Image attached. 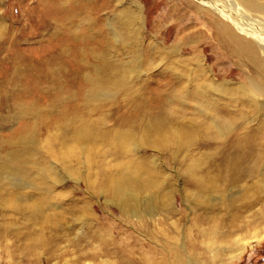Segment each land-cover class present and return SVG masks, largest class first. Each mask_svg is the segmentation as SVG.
<instances>
[{
    "label": "rangeland",
    "instance_id": "rangeland-1",
    "mask_svg": "<svg viewBox=\"0 0 264 264\" xmlns=\"http://www.w3.org/2000/svg\"><path fill=\"white\" fill-rule=\"evenodd\" d=\"M130 1L132 0H127L126 4L130 3ZM139 1L142 2L144 7L143 13L146 26L144 27L143 34H141L142 36L140 35L144 43L141 48L138 47L139 50L137 51L134 45L131 46L127 42L122 43L123 41L121 40L119 42L112 40V45L107 47L106 39L110 36L107 27V21H109L110 18L107 16L110 14L106 10L101 11L100 14H95L91 11L95 23L93 19L90 21L93 22L94 27H98L97 31L94 32V37H97L100 32H103V38L100 39L95 47H101L103 45L101 41L105 40L109 57V59L108 57L107 59L110 62L115 60L125 63L120 64V66H118L120 68L132 69L124 74L127 87H122L123 89L121 88L114 91L112 96L109 95L106 97L104 95L87 98L86 93L74 94V96L71 95L69 98L64 97V100H60V102L65 103V105L60 107L55 106L56 108L51 106L50 100L53 98L51 96L52 91L47 92V94H43L42 97L39 96L34 98L39 101L40 104H37V106L39 110H41L40 122L37 124V129L34 128L33 117H30L28 114L24 115L18 113L20 112L19 110L14 111L18 114H15L12 120L0 124V153H4L9 149L7 147L8 141H14L13 144L14 147H16L21 137L25 138L26 135L27 137L32 135L38 140L39 144L37 147L42 148L44 151L42 158L44 159V157H47V160H49L46 161L47 163L57 161L56 173L60 180L57 182L58 184H52L55 177L54 175H50L48 170L45 175L47 184L52 187L51 192H43L30 188L21 189L10 187L12 194L14 193L16 196H25V203L23 202V205H40L42 203H47L49 207L45 211L46 217L44 219L46 225L50 226L56 222L60 225V250H56L53 255L54 257H52L49 262L45 261L47 257V255H45L44 261L39 259L37 263L31 264H88L89 262L92 264H118L120 261H124L126 264H144V260L147 262L149 261L150 264H155L163 260L161 254H164L170 261L167 264H171V262L172 264H179V261L195 264V262L189 261V256H192L191 253L193 251L196 252L194 261L199 264H264V236L261 237L260 235L264 233V218L262 219L260 217V209L262 207L254 202V192L252 190L247 193V197L250 196L249 200H246L247 197L244 198L241 197L240 194H236L235 206L239 207L238 212L226 214L224 208L219 210L221 214H224H220V217H222L223 230H226L224 229L226 224L225 221H229L228 219L232 217L237 218L238 215L241 216L239 218L240 221L245 224V228L233 233L232 239H235L237 242L232 246H242V252L236 253L235 256H233L234 251L231 252L229 250L221 253V258L214 257L215 253L208 252V250L204 251L196 239L197 234L193 229L192 222L195 219V215L193 211L189 209L185 199L187 191L194 188L192 179L187 173V164L188 161L190 162L188 153L191 151L192 155L196 158H201L203 156L204 163L208 162L205 167L209 165L211 166L210 169L214 170L212 165H216L218 160L216 157L219 153L218 148H220V146L216 142L210 144L209 142H205L206 145L202 147H200L199 144L202 142L200 140H203L202 138L205 136L202 131L204 130V124L208 122L206 116H210V112L213 114L215 110L212 108L209 110L207 108L203 111L204 113L198 112L193 104L195 102H191L192 99L189 98L191 95L190 93V95L186 96L187 100L190 102L188 106H184L185 104L176 101L173 102L174 100L171 102L168 100L167 102L166 99L170 97L173 99V97L167 90L165 91L164 85L172 81V77L163 79L161 76L153 77L150 75L153 71L161 70L165 62H168V59L165 61L161 60L160 58H162L163 54L159 57L158 54L152 53L153 51L150 52L149 49L153 47V43L149 41L159 42L161 44L163 42L165 46L173 47L182 36L189 35V31L184 32L186 35L184 33L179 34L178 31H176L177 21L179 20L178 10L180 9L178 5L184 0ZM102 3L103 2L100 1V4ZM122 3L123 5L125 4L124 1H122ZM47 10H49V6H47L46 0H0V90L2 88V83L8 80L11 70L17 66L21 69V72L19 74L20 79L17 81V84L18 82L19 84L16 87V93H21L23 88L26 87L31 91L35 90L37 86H40L37 83L38 79H41L44 74L42 64L41 67H39V61L43 60L42 57L51 54V49L55 45L70 47V45H65L62 38V35H64L68 39L65 35L67 31L62 30L66 33L58 36L52 33L54 25H52L51 20L54 21L58 19L57 23H59L63 21V16L61 17L59 15L56 17L49 12L51 9L49 11ZM191 10L194 11L193 9L189 11ZM52 16L55 17L52 19ZM59 24H61V26H59L60 28H62V26L65 27L64 22ZM79 24L80 26L73 30L81 36L86 26L82 23ZM101 24L105 26L101 27ZM172 25L173 28L170 29ZM86 36L87 34L85 33L84 37ZM212 36L213 35H209V40L205 38L183 46L184 49H182L181 53L184 58L185 56L187 58L192 56L190 59L191 61L184 60V64L188 66L189 63L190 69L195 67L192 62L195 63L197 59L194 57L195 53H199L203 60V64L211 70L213 77L216 79H227L234 83L246 82L248 75L252 74L250 71L252 67L250 68V66L239 63L237 59H235V61L232 58L222 56L220 52L216 50V45L212 46L210 42H208L213 40ZM93 43H95V41ZM148 44L152 47H148ZM189 47L192 48L190 49ZM138 52L140 58L138 57ZM68 54L69 53L61 55V59H59V63L63 66L62 68L65 67L64 70L67 68V70L70 71L80 68L79 66H82V63L70 62L73 55L68 56ZM156 57L159 58V60ZM88 60L89 58H86L85 61L88 63ZM97 62V60H94L93 65H96ZM148 65H152L150 66L151 68L147 67ZM73 66L74 68H72ZM136 66L139 69L136 68ZM62 75L63 79L58 83V88L72 86L74 81L79 83V79L76 77L71 75L68 77L65 72ZM184 76V80L182 79L180 81V83L183 81L180 85V89H182V91L184 90L185 94L187 90L192 93L193 89H191V86H187L190 72H188V78L187 74ZM43 86H46V82H43V85L40 87L43 88ZM77 87L78 85L76 83L74 88ZM129 92L130 95H128ZM135 94L137 95L135 96ZM12 101L13 98L10 99V103ZM81 101L82 103H80ZM66 102L68 103L66 104ZM95 102L98 103L96 104ZM66 106L68 109H65ZM85 106H87L86 109ZM9 112V107H3L0 99V115H6ZM16 115H18V117ZM146 115L147 117H145ZM156 115H159V119L167 118L164 120H169L174 128L181 130L184 128L186 129L187 126H199L202 128V131L199 132V136H197L195 140L197 145L195 143L191 148H186L184 145H180V147L177 144H170L171 147L164 151L157 150L152 144L148 143L140 148L138 144V137H140L141 134L140 128L142 129L143 127H148L151 123H155L154 120L157 118ZM80 117L81 119H79ZM151 120L152 122H150ZM56 123H58L59 126H56ZM70 123L72 124L71 127L74 125V127H86L91 130L90 141H92L93 145L92 151H90L91 163H86L84 158H81L79 161L75 160L76 156L73 154L68 158L69 167H67L63 160L61 161L60 156L61 152L65 150V143L73 145V149L76 148L75 155L78 154V157H80V145L78 144V148L77 144L69 140L72 138L71 133H73L71 128L68 129L67 135H65L66 138H64L63 127H69ZM199 127L198 130H201ZM121 128H125V130ZM129 130H132L131 133L134 138L130 134L132 138L131 142L125 145L128 148L125 146L120 148L121 145L118 146V143H116L115 135L116 133L119 134L120 132L123 133ZM108 135L110 138H107ZM14 137L18 138L15 139ZM199 138L200 140H198ZM46 146H49L47 150L51 147L55 148L59 157L56 158L54 155L49 156L48 152H46ZM12 148L13 147L10 149ZM126 148L128 150H126ZM208 152L209 154H204ZM126 167L133 168L134 170L136 169L134 179L151 183V187L145 188L143 192L139 193V204L141 206L140 217L131 213L132 211H136L135 207L138 202L134 201L132 208L123 212L110 193L109 186L113 185L109 182L110 178H119L122 175L121 172H123ZM50 171L53 170L51 169ZM138 172L140 174H138ZM198 172H200L198 174H206L203 169H198ZM102 189H104V191ZM168 194L171 196L174 195L172 196L174 200V204L172 205L175 209L174 214H171L163 208V205L168 202L169 198L171 200ZM155 196H159V199L153 213H150L147 199H155ZM43 198L46 200L42 201ZM128 204H131V202L128 201ZM10 217L12 221H18V214L15 215L11 213ZM32 226L38 229L35 224ZM71 231L73 233L70 234ZM255 233H260L258 235L259 238L252 239ZM69 235L74 240L73 245L69 244L66 240ZM44 236L48 238L47 234H44ZM156 237H169L170 241L174 239L172 241L176 244V248L172 253L167 252V247H163L162 241L157 240ZM14 239L13 237H8L7 240L12 251H16V249H19L22 245V241ZM194 239H196V242ZM247 239L250 240L247 241ZM182 242L185 244V247ZM218 242L223 243L222 245H227V243H229L228 240L225 241L223 239H220ZM104 243H107V252L102 249ZM16 246L18 247L16 248ZM155 249L159 250V254L154 252ZM48 251L49 250H47V253ZM220 260L225 262L223 263ZM2 261H8V258L2 257L0 254V264H2ZM20 263L25 264L22 257H20Z\"/></svg>",
    "mask_w": 264,
    "mask_h": 264
},
{
    "label": "bare ground",
    "instance_id": "bare-ground-1",
    "mask_svg": "<svg viewBox=\"0 0 264 264\" xmlns=\"http://www.w3.org/2000/svg\"><path fill=\"white\" fill-rule=\"evenodd\" d=\"M100 1L103 3L100 4ZM122 1L125 2L124 5ZM126 1L127 0H46L49 10L51 9V11H47L56 17L59 15L61 17L63 16V21L61 22H64L65 25V27L62 26V28H60L59 26H61V24L59 23L61 22L57 23L58 19H55L54 21L51 20L52 25H54L52 28L53 35H62L67 31V34L65 35L68 39L64 35H62V38L65 45H70V47L55 45L51 49V54L44 55L42 57L43 60L41 59L42 61H39V67H41L42 64L44 74L41 79H38L37 83L42 86L43 82H46V86H43V88L37 86L35 90L31 91L26 87L23 88L21 93H16V87L19 84V82L17 84V81L20 79L19 74L21 69L17 66L11 70L8 80H5L2 83V88L0 90L2 106L9 107L10 112L6 115H0V124L12 120L15 114L21 113L33 117V125L34 128L37 129V124L40 122L41 110H39L37 106V104H40L39 101L34 98L39 96L42 97V95H46L47 92L52 91L51 96L53 98L50 100L52 104L51 106L60 107L65 105V103H61L60 100L64 97L69 98L71 95L74 96V94L86 93L87 98L104 95L106 97L109 95L112 96L114 91H117L122 87H127L124 74L132 69L118 67L120 64H125L123 62L115 60L110 62L108 60V48H106L105 40L101 41L103 44L101 47H95L100 39L103 38V32H100L97 37H94V32L97 31L98 27H94L93 22L90 21L93 19L95 23L91 11L95 14H100L103 10L108 11L110 15L107 17L110 19L107 21V27L110 36L106 39L107 47L112 45V40L117 42L121 40L123 41L122 43L127 42L131 46L134 45L136 51L139 50L144 43L141 34H143L144 27L146 26L143 13L144 7L139 0H132L127 4ZM178 8L180 9L178 10L179 20L177 21L176 31H178L179 34L189 31V35L184 33L186 36H182L178 43L173 45V47L165 46L163 42L161 44L159 42L149 41L150 43H153V47L148 44V47H152L150 49L147 47L150 52L153 51L152 53L158 54L159 57L163 54L162 58H160L161 60L165 61L168 59V62H165L161 70L153 71L150 75L153 77L161 76L163 79L172 77V81H169L164 85L165 91L167 90L173 97V99H171V97L166 99L167 102L168 100H170V102L174 100L173 102L176 101L185 104L184 106H188L190 102L187 100L186 96L191 94L189 98L192 99L191 102H195L193 104L198 112L204 113L203 111L207 108L209 110L212 108L215 112L212 109L211 110L214 112L213 114L208 111L211 115L206 116L208 122L205 121L207 124H204L203 131L199 126L198 127L201 130H198V127L190 125V127L187 126L186 129L184 128L183 130L174 128L169 120H164L167 118L159 119V115H156L157 118L154 120L155 123L149 124L148 127L140 128L141 134L140 137H138V144L141 148L144 147V144L150 143L157 150L164 151L171 147L170 144H177L179 146L184 145L186 148H191L193 144L196 143L197 145V142L195 141L196 137L199 136V132L202 131L205 136L202 138L203 140H200V138L198 139L202 141L200 143L202 145L199 144L200 147L206 145L205 142H209V144L216 142L220 146V148H218L219 153L216 157L218 159L216 165H212L214 170H211V166L209 165L205 167L208 162L204 163L203 156L201 158H196L192 155L191 151L188 153V159L190 162L188 161L187 164V173L192 179L194 188L187 191L185 199L188 203L189 209L192 210L195 215V219L193 218L194 220L192 221L193 229L197 234L196 239L198 240L200 247H202L204 251L208 250V252H214V257L221 258V253L229 250L231 252L234 251L233 256H235L236 253L242 252L243 247L239 245L232 246L237 242L235 239H232V235L239 230H243L245 224L240 221L239 217L241 216L238 215L237 218L232 217L228 219L229 221H225L226 224L224 229L226 230H223L222 217H220L221 213L219 210L224 208L226 214L238 212L239 207L235 206L236 194L238 193L241 197L245 198L247 197V193L252 190L254 192V202L262 207L260 209V217L262 219L264 218V0H184L179 3ZM190 9H193L194 11H189ZM55 16H52V19ZM79 23L86 26V31L84 29V33H82L81 36L73 30L80 26ZM104 24H101V27L105 26ZM172 28L173 25L170 29ZM85 33L87 34L86 37H84ZM209 35H213V40L208 42H210L212 46L216 45V50L219 51L222 56L234 60L237 59L239 63L245 66H250V68L252 67L250 70L252 74H247L248 79L246 82L234 83L227 79H216L213 77L211 70L203 64V60L199 53H195L194 57L197 59L195 60V63L192 62L195 67L190 69L189 63L188 66L184 64V60L190 62L192 56L190 58L185 56L184 58L181 53L182 49H184L183 46L205 38L209 40ZM94 41L95 43H93ZM67 53H69L68 56L73 55L70 62H81L82 66L71 71L67 70V68L64 70L65 67L62 68L63 66L59 63V59H61V55H66ZM138 57L140 58L139 52ZM86 58H89L88 63L85 61ZM157 59L159 60V58ZM94 60L98 61L96 65H93ZM74 66L72 68H74ZM150 66L148 65L147 67ZM136 68L138 67L136 66ZM64 72L68 77L71 75L78 78L79 83L74 81L72 86L58 88V83L63 79L62 74ZM188 72H190V78L188 79L189 82L187 86H191L193 92L191 93V91L186 89L187 92L185 94L184 90L182 91V89H180V85L183 82L180 83V81L185 77V74H187L188 78ZM76 83L78 87L74 88ZM130 92L128 95H130ZM136 95L137 94H135V96ZM12 98L13 101L10 103V99ZM67 103L68 102H66V104ZM80 103H82V101ZM95 103L97 104L98 102ZM86 107L87 106H85V109ZM65 109H68L67 106ZM17 110L20 112L15 113L14 111ZM16 116L18 117V115ZM145 117H147V115ZM79 119H81V117ZM150 122H152V120ZM57 125L58 123H56V126ZM71 125L72 124L70 123L69 127H63L64 138H66L65 135H67L68 129L71 128L73 133H71L72 138L70 137L71 139L69 140L77 144V147L78 144L80 145V157H78V154L75 155L76 148L73 149V145L65 143V150L61 152L60 156L61 161L63 160L67 167H69L68 158L73 154L76 156L75 160L79 161L81 158H84L86 163H91L90 151H92L91 149L93 146L92 141H90L91 130L86 127H74V125L71 127ZM123 129L125 130V128ZM131 132L132 130L123 133L120 132L119 134L116 133V143H118V146L121 145L120 148H123L131 142V135L134 138ZM108 136L107 138H110V136ZM25 138L21 137L19 144L18 146L16 145V147H14V141H8V145L6 144L7 147L9 149L11 147L13 148L10 150L7 149L6 151L4 150V153H0V254L2 257L8 258V261H2V264H22L20 263V257L23 258L25 264L37 263L39 259L44 261L45 255H47V257L45 256V261L49 262L51 258L54 257L53 255L56 250H60V225L58 222H52L53 224L47 226L44 221L46 217L45 211L49 207L48 204H24V206L23 202L25 203V196H16L14 193L12 194L10 190V187H17L21 189L30 188L43 192H51L52 187L49 186L45 180L47 170L50 172V175H54L55 177L52 181L53 185L58 184L57 182L60 181L56 173L57 161L54 162L50 160L51 162L47 163L46 161H49L47 160L48 158H42L44 151L42 148L37 147L39 144L37 138L32 135L29 137L26 135ZM48 147L49 146H46V152H48L49 156L54 155L58 158L59 154L56 153L55 148L51 147L47 150ZM127 148L126 150H128ZM204 154H209V152ZM51 169L53 171H50ZM198 169L205 170L206 174H198L200 173L198 172ZM135 171L136 169L134 170L133 168L126 167L124 171L121 172L122 175L119 178H110L109 182L113 185L109 187L110 193L115 198L123 212L131 209L134 201L138 202L135 207L136 211H132L131 213L140 217L141 206L139 204V193L143 192L145 188L151 187V183L134 179ZM138 174L140 173L138 172ZM102 190L104 191V189ZM168 195L171 197V200L169 198L168 202L163 205V208L171 214H174L175 209L172 206L174 204L172 196L174 195ZM249 197H247L246 200H249ZM158 199L159 196H155V199H147L150 213H153ZM44 200L46 199L43 198L42 201ZM128 201H130L131 204H128ZM11 213L15 215L18 214V221H12L10 217ZM34 224L38 229L32 226ZM71 233L73 232L71 231L70 234ZM44 234H47L48 238H46ZM259 234L255 233L252 239L259 238ZM260 235L263 237L264 233ZM8 237H13L18 241H22V245L19 249L12 251L7 242ZM156 238L157 240L162 241L163 247H167V252L172 253L176 248V244L172 241L174 239H171L170 241L169 237ZM196 239H194L195 242ZM220 239L225 241L228 240L229 243H227V245H222L223 243L218 242ZM66 240L69 244H74V240L70 235ZM249 240L250 239H247V241ZM103 245V251L107 252V243H104ZM183 246L185 247L184 243ZM17 247L18 246H16V248ZM47 250H49L48 253ZM154 252L159 254L158 249H155ZM191 254L192 256H189V261L199 264L194 261L196 252L193 251ZM161 257L163 260L160 263L155 264H167L170 262L164 254H161ZM220 261L223 263L225 262L222 260ZM143 263L150 264V262H147L146 260H144ZM88 264L92 263L89 262ZM118 264L126 263L120 261ZM179 264L188 263L179 261Z\"/></svg>",
    "mask_w": 264,
    "mask_h": 264
}]
</instances>
